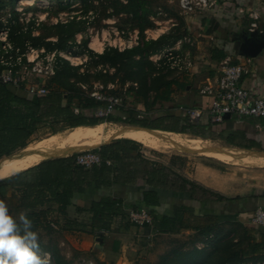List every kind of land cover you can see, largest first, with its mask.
Returning a JSON list of instances; mask_svg holds the SVG:
<instances>
[{
	"label": "rangeland",
	"instance_id": "obj_1",
	"mask_svg": "<svg viewBox=\"0 0 264 264\" xmlns=\"http://www.w3.org/2000/svg\"><path fill=\"white\" fill-rule=\"evenodd\" d=\"M139 1L24 0L19 3V0H4L2 7L0 6V29L3 27L10 29L8 41L14 48L10 52L13 60L19 53L18 49L21 53H27L30 47L39 51L41 56L38 59L41 60L42 57L55 52H67L72 64L80 65L78 73L87 74L84 79L78 78L79 85L84 91L90 95L98 93L107 98L117 97L119 99L117 108L111 114L124 119L135 117L152 119V117L175 113L174 108L184 103L179 98L178 92L186 90L190 81L188 80L189 74L192 73L195 62L200 61L197 57V42L206 38L203 30L205 23H200V20L210 18L205 31L216 28L217 20L214 18L211 2L215 1V5H222L223 8L224 2L227 0H208V5L196 6L193 10L183 8L181 0H142L145 9L139 11L138 14L135 8ZM125 5H128L129 11L125 10ZM178 16L184 19L188 17L187 22L185 20V24L182 25ZM71 22L82 29L74 35L76 44L72 45L73 50H82L79 44L85 40H88L89 47L97 53H102L110 47L121 51L136 46L144 47L140 52L134 54V60L139 62L131 61L133 73L127 71L128 69H119L118 66L103 64L97 56L93 58L90 55H72V53L70 55L69 51L58 49L47 50L46 45L43 44L44 39L40 41L39 46H35L30 39L23 44L15 43L10 39V35L14 32L15 36L24 33L26 36L28 34L31 36L42 35L45 41H55L60 33L57 25ZM159 33L161 34L158 36ZM179 33L182 35L181 38L169 42L168 45L157 51L154 50L158 47L157 45L146 44L161 35L175 36ZM18 38L20 41V37ZM2 43L0 39V46L3 47ZM3 53L2 48L1 56ZM57 58L53 64L55 70ZM189 63L192 65L189 66ZM26 65L29 66L27 56L24 57L22 66L15 67L19 71L20 77L24 78L26 89L32 85L38 88L44 86L50 76H43L40 73L27 70ZM166 79L178 80L186 87L177 89L173 94L175 97L173 101L147 107L153 101L156 93L153 90L154 85ZM105 108L106 106L99 107L87 111V113L91 116H103L101 112H104ZM104 123L106 124L105 132L112 131L119 125H128L125 122L114 121ZM70 129H64L56 134L64 135ZM50 135L52 134L48 132V129H43L34 135L29 144H34ZM182 138L184 140L191 139L185 135H182ZM201 141L203 144H207L205 141ZM207 146L222 150L227 148L226 145ZM141 150L148 157L160 161H167L172 156L181 155L191 162V169L199 164H213L236 175H249L248 171L256 167L234 164L233 161L227 163L192 149L187 150L192 152H187L167 148L163 145L154 148L142 144ZM18 151L21 149L16 152ZM0 199L6 202L10 210V195L0 194ZM183 200L185 199L183 198ZM185 202L194 205L195 215L202 217L201 223L207 222V218L204 216L206 214L219 213L224 217L227 215L225 218L231 217L230 213L224 212L222 204L219 208L213 204L199 207L198 202L189 200ZM170 207V205L169 207L167 205L166 208L160 207L159 213L169 214ZM231 215L234 216V214ZM235 218L238 219V217ZM86 222L87 226L80 233L63 230L64 222H61L59 227L54 226L55 229L51 235L44 229H40L38 231L39 241L45 245L52 244L57 248L65 264H217L218 260L228 258L236 251L241 252L242 260L231 264H264V261L260 260L264 255V246L256 248V239L252 240L244 228L256 229L251 223L249 225L242 223L243 226L237 222L222 224L215 230L219 237L213 238L205 232L202 233L191 228H181L175 232L151 231L148 235L144 232V228H141L137 232L119 236L116 233L100 230L91 232V220L87 218ZM102 234H104V238H102ZM118 237L121 238L118 239ZM116 241L120 242L118 246H116ZM41 249L50 254V264H56L52 253L43 247ZM198 257L200 258L198 259ZM196 259L199 263L196 262Z\"/></svg>",
	"mask_w": 264,
	"mask_h": 264
},
{
	"label": "trees",
	"instance_id": "obj_2",
	"mask_svg": "<svg viewBox=\"0 0 264 264\" xmlns=\"http://www.w3.org/2000/svg\"><path fill=\"white\" fill-rule=\"evenodd\" d=\"M3 1L0 0L1 7ZM135 9L137 13L143 11L144 1L140 0ZM125 10L129 11L128 5H125ZM179 19L184 25V18ZM57 28L60 33L55 41H45L42 35L26 36L24 33L15 36L14 32L10 39L22 44L30 39L35 46H39L40 41L44 39L43 44L47 50L58 49L69 51L72 55H90L93 58L97 56L103 64L128 69L130 73H133L131 61L139 62L134 60V54L144 48L136 46L121 51L110 47L102 53H97L89 47L88 40H85L79 44L82 50H73L72 45L76 44L74 35L82 30L81 27L71 22L60 23ZM181 37V33L175 36L164 34L146 44L157 45L154 49L157 51ZM1 54L2 46L0 57ZM226 55L220 47L212 50V57L219 61L226 58ZM78 66L58 56L55 73L44 85L49 90L48 93L34 95L28 93L24 81L19 85L2 81L1 73L5 66L0 58V159L26 147L34 135L43 129L56 134L81 125L114 121L174 132L195 133L194 122H190L186 115L164 114L152 119H124L113 114L89 115L87 111L106 106L107 102L90 95L80 87L78 78L84 79L87 74H79ZM185 87L184 83L175 79L156 83L153 87L156 92L154 99L147 107L173 101V94L177 89ZM111 140L110 143L93 149L104 159L100 165L87 168L77 164L79 152H75L67 156L44 159L23 171L0 179V194L10 195L11 214L16 216L21 210L27 209L28 217L34 223V230L44 229L50 235L55 229L54 226L59 227L61 222H64L62 229L66 232L80 233L87 226V218L91 220V232H137L141 228L130 220L128 206L125 204V200L129 198L127 196L132 195V209L146 208L153 216V225L144 226L147 235L151 231L175 232L181 228H191L217 238L219 234L215 230L220 225L235 222L242 225L235 215L225 218L226 216L219 213L204 215L207 222L201 223L202 217L195 215L194 205L185 202H198L201 207L205 204L210 206L214 202L227 203L239 197H226L182 176L171 165L146 158L141 152L142 143L136 140L123 137ZM106 160H110L111 164ZM139 180H143L146 186L137 187ZM183 198L185 200L182 201ZM79 199L86 200L88 204L78 205ZM163 204L171 206L169 214L159 213ZM72 206L75 208L74 214L70 211ZM244 228L252 240L256 239L258 233L261 235L262 240L256 242V248L264 246V233ZM101 236L104 238V234ZM39 242L41 247L52 253L56 264H65L57 248L52 244ZM115 243L118 246L120 242ZM241 258V252L236 251L228 258L218 260L217 264H231L241 261ZM260 260L264 261V255Z\"/></svg>",
	"mask_w": 264,
	"mask_h": 264
},
{
	"label": "crops",
	"instance_id": "obj_3",
	"mask_svg": "<svg viewBox=\"0 0 264 264\" xmlns=\"http://www.w3.org/2000/svg\"><path fill=\"white\" fill-rule=\"evenodd\" d=\"M224 4L222 8V5H215V1L211 2L214 18L217 20L215 23L216 28L211 31L209 29V31H205L210 18L208 20H200V23H205L203 30L206 36L205 40H198L197 42V57L200 61L197 60L195 62L193 71L189 74L188 80H190V83L188 82L186 90L178 92L179 98L184 103L175 107V113H171L172 115L185 116V112L183 111L182 113L184 105L189 107H209L212 98L203 94L201 90L208 83L214 82L219 77L221 74V63L225 59L219 61L212 57V50L215 47L224 49L227 54L226 57H231L233 63H244L247 65L248 72L244 74L241 84L254 96L264 98V0H227ZM240 8H243L244 12L241 13L239 11ZM256 10L261 15L259 21L263 30L261 33H251L249 31L252 21L249 13ZM185 18L184 20L187 22L188 17ZM193 130L195 133L191 131L178 133L190 138H201L207 143L206 145H226V147L264 152V118L228 116L225 122L215 124L211 122L207 115H204L200 120L193 123ZM141 152L146 158L165 165H171L182 176L226 197H239V199L227 203L214 202L213 205L219 208L222 204L225 213H230L229 216L234 214L243 224L249 225L255 210L259 207L264 208V163H256L255 165L242 164L256 167L248 171L249 175H236L213 164H199L191 169V162H188L181 155L172 156L167 161H160L148 157L142 150ZM256 157L257 159L259 158V156ZM216 159L221 160L219 158ZM225 162L230 163L229 161ZM247 168L249 169V167ZM136 186L145 187L146 185L143 180H139ZM127 197L129 198L125 200V204L128 206V212L132 209L133 199L130 198L132 195ZM77 204L85 206L88 203L84 199H79ZM166 206L167 204H163L161 207L166 208ZM70 211L74 214L75 208L73 206L70 207ZM256 230L264 233V227H256ZM129 233L116 234L121 236ZM261 240V235L258 233L256 242Z\"/></svg>",
	"mask_w": 264,
	"mask_h": 264
},
{
	"label": "built area",
	"instance_id": "obj_4",
	"mask_svg": "<svg viewBox=\"0 0 264 264\" xmlns=\"http://www.w3.org/2000/svg\"><path fill=\"white\" fill-rule=\"evenodd\" d=\"M24 0H19V3ZM181 5L185 9L193 10L196 6L208 5V0H181ZM244 12L243 8L239 10ZM252 17V21L249 26L251 33L262 32L260 27V12L253 11L249 13ZM10 29L3 27L0 29V39L3 42L4 53L1 56V63L5 66V69L1 73V79L3 82L19 85L23 82L24 78L20 77L19 71L15 67L22 66L24 57L27 56L28 65L25 66L27 70L40 73L43 76H52L55 73L54 61L58 56L70 60L66 53L55 52L52 55L44 56L38 59L41 55L39 51L33 47L29 48L27 53L20 52L19 49L17 56L13 60L10 52L14 50L9 39ZM44 52V51H42ZM6 54V55H5ZM71 55V52H70ZM57 56V57H56ZM26 59V58H25ZM191 66V63H189ZM221 74L214 81L204 86L201 92L205 95L211 96L212 100L209 107H182L185 115L190 122H196L200 120L204 115H207L211 122L215 124H221L225 122L228 116L230 117H253L264 118V98L260 96H254L247 88L241 84V80L245 73L248 72V67L244 63H233L231 57H226L221 63ZM28 93L34 95H43L48 93V89L44 86L36 87L34 85L29 86ZM92 96L106 101L107 105L104 112L101 115H107L114 112L119 104L117 97L107 98L98 93H93ZM104 159L102 156L93 149H86L80 151L76 158V163L87 168H91L96 165H100ZM108 164H111L110 160H106ZM130 220L139 225L140 228L144 226L153 225V216L146 208L131 209L129 211ZM250 223L255 227H264V208L259 207L255 210L251 217Z\"/></svg>",
	"mask_w": 264,
	"mask_h": 264
},
{
	"label": "bare ground",
	"instance_id": "obj_5",
	"mask_svg": "<svg viewBox=\"0 0 264 264\" xmlns=\"http://www.w3.org/2000/svg\"><path fill=\"white\" fill-rule=\"evenodd\" d=\"M105 128L104 122L94 125H81L71 128L64 135L52 134L34 144H28L21 151L0 159V178L23 171L44 159L67 156L76 151L98 147L113 138L122 137L136 140L154 148L163 145L180 151L197 150L201 154L241 163V165L264 163V152L262 151L243 150L235 147H227L222 150L203 144L201 138L184 140L182 133L178 132H168L131 124L119 125L109 132H105ZM256 156L259 158L257 159Z\"/></svg>",
	"mask_w": 264,
	"mask_h": 264
},
{
	"label": "clouds",
	"instance_id": "obj_6",
	"mask_svg": "<svg viewBox=\"0 0 264 264\" xmlns=\"http://www.w3.org/2000/svg\"><path fill=\"white\" fill-rule=\"evenodd\" d=\"M39 240L28 210L13 216L0 199V264H50V254L41 249Z\"/></svg>",
	"mask_w": 264,
	"mask_h": 264
},
{
	"label": "water",
	"instance_id": "obj_7",
	"mask_svg": "<svg viewBox=\"0 0 264 264\" xmlns=\"http://www.w3.org/2000/svg\"><path fill=\"white\" fill-rule=\"evenodd\" d=\"M131 125H134V124H131ZM136 126H140V125H136ZM140 127H144V126H140ZM147 128H148V127H147ZM151 129H154V128H151ZM114 139H115V138H114ZM111 141H112V140H111ZM111 141H109V142H105V143H110ZM105 143H103V144H105ZM103 144H102V145H103ZM100 146H101V145H100ZM98 147H99V146H98ZM94 148H96V147H94ZM94 148H93V149H94ZM187 152H192V151H187Z\"/></svg>",
	"mask_w": 264,
	"mask_h": 264
}]
</instances>
